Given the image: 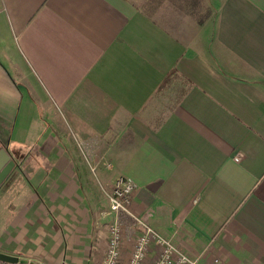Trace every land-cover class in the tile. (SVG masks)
Returning <instances> with one entry per match:
<instances>
[{
    "label": "crops",
    "instance_id": "crops-1",
    "mask_svg": "<svg viewBox=\"0 0 264 264\" xmlns=\"http://www.w3.org/2000/svg\"><path fill=\"white\" fill-rule=\"evenodd\" d=\"M156 2L0 0V252L100 264L124 174L198 264H264V0Z\"/></svg>",
    "mask_w": 264,
    "mask_h": 264
},
{
    "label": "built area",
    "instance_id": "built-area-1",
    "mask_svg": "<svg viewBox=\"0 0 264 264\" xmlns=\"http://www.w3.org/2000/svg\"><path fill=\"white\" fill-rule=\"evenodd\" d=\"M238 156H235V160ZM136 188L135 181L124 174L114 177L108 192V210L111 213L108 224V240L100 264H119L122 255L126 219L130 229H138L126 264H198L197 259L187 255L170 237H166L151 227L130 208L131 197ZM149 253L152 258L148 259ZM215 264H225L214 258Z\"/></svg>",
    "mask_w": 264,
    "mask_h": 264
},
{
    "label": "water",
    "instance_id": "water-1",
    "mask_svg": "<svg viewBox=\"0 0 264 264\" xmlns=\"http://www.w3.org/2000/svg\"><path fill=\"white\" fill-rule=\"evenodd\" d=\"M14 164L7 150L5 148H0V182L9 173ZM0 264H38V261L27 257H19L0 252Z\"/></svg>",
    "mask_w": 264,
    "mask_h": 264
},
{
    "label": "rangeland",
    "instance_id": "rangeland-1",
    "mask_svg": "<svg viewBox=\"0 0 264 264\" xmlns=\"http://www.w3.org/2000/svg\"><path fill=\"white\" fill-rule=\"evenodd\" d=\"M155 2H156V0H154ZM159 2V4H160V6L157 4V2H156V5H157V7H159L160 8V13H161V15H163V13H162V10L164 11V13H166L167 15H166V17H165V19H174V20H176L177 19V21L180 23L181 22V16H180V13L179 12H177L176 10H174V9H171V6H170V4H168L169 2H172V0H159L158 1ZM158 16H160V14L158 15ZM163 20V19H162ZM183 26H185V25H183ZM187 29L189 28L188 26H185ZM183 249V248H182ZM183 251L187 254V252L183 249ZM187 255H189V254H187ZM190 256V255H189Z\"/></svg>",
    "mask_w": 264,
    "mask_h": 264
},
{
    "label": "trees",
    "instance_id": "trees-1",
    "mask_svg": "<svg viewBox=\"0 0 264 264\" xmlns=\"http://www.w3.org/2000/svg\"><path fill=\"white\" fill-rule=\"evenodd\" d=\"M165 81H166V78H165V80L163 81V83H164ZM163 83H162V84H163ZM162 84H161V86H162Z\"/></svg>",
    "mask_w": 264,
    "mask_h": 264
}]
</instances>
